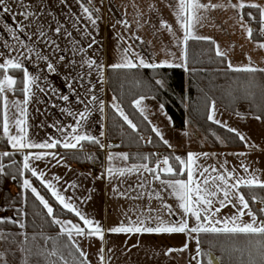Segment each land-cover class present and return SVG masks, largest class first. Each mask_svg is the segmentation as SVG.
<instances>
[{"label": "crops", "instance_id": "1", "mask_svg": "<svg viewBox=\"0 0 264 264\" xmlns=\"http://www.w3.org/2000/svg\"><path fill=\"white\" fill-rule=\"evenodd\" d=\"M97 1L99 5L94 1L91 3L95 10L99 9L97 12L99 20L93 25L87 19L86 14L82 12L80 4L76 0H65L64 3H61V0H24L26 5L31 6L32 11L43 12L38 19L30 18L29 21H25L22 16L17 14L20 9L14 0H6L12 11L8 13L0 11V52L4 53V56H0V63L9 56V53L11 56H16L18 52H23L29 57L24 60L25 67L32 75L40 77L37 82L39 88L33 86V95L26 106L27 124L25 127L30 141L42 143L48 141L50 137L62 141L65 136L71 134V128L68 126H75L80 134L96 137L104 145L103 148L100 147L103 161L99 169L102 171V175L96 176L89 165H79L70 161L62 154L61 150L71 149H66L60 144L53 149H25L20 152L11 147L3 133L2 136L7 141L9 151L17 155V160L22 168L23 157L29 153H54L60 160V163H57L56 159L48 155L44 159L30 161V164L38 173H44V181L50 182L66 199L70 198V202L86 217L99 222L105 230L103 243L96 236H76L74 233L69 239L76 249L79 248L86 254L87 264H101V255L104 257V264H198V261L200 264L201 250L197 244L198 234L196 233L188 235L184 233L116 234L108 231L121 223L128 225L129 220L136 221L141 213L147 218V226L151 227L156 226V220L153 217L159 216L165 221H175L182 215L178 201L170 195L169 190H163V186L159 181L153 179L151 173L140 169L138 174L132 175L110 176L108 174L109 167L119 169L133 165H130L128 160H108L109 153L118 156L127 154V152L118 148V142L108 141L106 137L107 109L109 105L114 109V103L106 84V74L107 69L113 68L112 65L123 63V49L131 46L138 57L143 58L149 64H160L167 61L172 66L164 67H184L185 58L182 59V49L185 46L179 43L184 32L174 15L178 10V0ZM208 2L209 0H201V3L207 4ZM211 2L227 4L228 0H211ZM231 3L237 4L238 0H231ZM245 3L264 6V0H245ZM242 11L238 13L233 8H217L207 12L202 10L200 15L205 18L196 25L194 32L196 35L209 37L208 41L214 42L215 52L217 45L221 50L227 52V67L228 62H231L235 67L247 65L249 61L246 57L250 56L253 67L264 69V49L256 46L258 43H264V35L259 40L247 38L240 23V17L243 16ZM162 20L171 26L175 36L170 34L166 28H161ZM124 22H127L128 27L124 26ZM18 23L23 26V31L17 27ZM244 23L250 27L245 19ZM38 24L43 25L44 31L47 32V39L55 40L59 44L60 51L54 52L53 48L48 47L40 41L37 35L33 34ZM59 25H63L67 31H70L72 38L66 39L63 30L57 36L54 29ZM29 34H33L31 39H29ZM14 35L18 39L14 38ZM141 40L143 43L140 42ZM93 41L94 43H92ZM89 43H92L91 47H89ZM5 44L11 47H5ZM28 48H32L34 52H39L42 56H47L48 62L55 65L56 71L48 72L46 62L37 59L34 53H29ZM61 55L65 57L63 61L59 60ZM138 57L129 54V59L139 66ZM85 60L95 61L91 69L86 64L81 66ZM71 61H75V63H70ZM41 88L44 90L41 91ZM65 95L69 97L67 101L61 98ZM93 95L97 97L96 101L91 100ZM12 98L13 103L9 107L8 115L14 119L18 112L14 102L22 103L25 96L24 94L22 97L13 95ZM101 101L104 104L103 112L99 110ZM149 102H154L155 109L142 105L144 109H151V111L144 115L139 113L143 117L147 116L145 120L151 129L154 127L159 129L152 119H157V117L163 119L167 131L173 135L176 142L169 144L164 138L156 136L174 157L186 159L188 153L198 154V169H208L205 176H215L225 169L229 172L235 169L234 179L235 177L247 178L250 173H255L260 181L264 182V119H257L250 115L247 105L240 104L237 107V112L229 113L216 104L219 109H216L215 117L221 121V124L217 125L227 130L235 129L246 138L245 141H242L241 148L225 149L212 148L205 138L203 144L192 147L191 140L199 137H196L190 124L187 123L183 131L174 129L171 121L169 123L167 117L163 115L159 103L150 99ZM86 108L88 109L87 120L76 125V119L69 115L68 111L80 113ZM60 129H64V131H60ZM10 134H18L15 126L10 128ZM192 134L193 136H191ZM137 139L146 140L142 142L144 144L149 141L142 132L138 134ZM83 142L85 141H81V143ZM80 145L75 149H79ZM205 153L208 154L207 157L203 155ZM237 153H245V155H236ZM161 154L162 151H158L157 157L163 160ZM242 163L248 166L249 172L246 173L243 170ZM213 167L218 172H213ZM24 171L32 176L28 170L24 169ZM54 177H59V180L57 181ZM161 178L164 180L173 179L163 176ZM196 178L202 179L199 175ZM24 179H28L31 186L34 187L31 178ZM37 180L44 187L40 180ZM141 182L144 183L142 188L140 187ZM73 184L76 187H70ZM45 189L52 196L51 192L47 188ZM154 189L161 192L164 198L163 203L171 205L177 215L169 216L166 211L162 210L160 200L149 199V194ZM141 194L143 198H134ZM52 197L62 207L55 197ZM257 204L264 207V204ZM214 207H219V205L215 204ZM149 209L152 211L149 212ZM234 211L229 206L221 210L219 217L231 216ZM71 214L74 218H54V220L72 221L84 228L83 222L76 215ZM243 219L250 221V217L247 215ZM56 225L61 232V225ZM188 225L189 227L195 226V220L190 216ZM0 234L7 237V239H0V257H2L0 264H23L22 231L0 232ZM186 243V251H172L170 254H166L169 249H181ZM101 248L104 250L102 254ZM197 248L200 250L199 255ZM80 251L78 252L80 253ZM194 257L196 258L194 259Z\"/></svg>", "mask_w": 264, "mask_h": 264}, {"label": "trees", "instance_id": "2", "mask_svg": "<svg viewBox=\"0 0 264 264\" xmlns=\"http://www.w3.org/2000/svg\"><path fill=\"white\" fill-rule=\"evenodd\" d=\"M81 2L89 7L93 16L99 20V14L88 0ZM248 13L252 16L247 15ZM242 14L253 29V39H261L258 10L245 8ZM10 74L17 80L14 95L22 97L23 72L10 71ZM156 81H161L163 86ZM106 84L111 98L137 125L136 131H133L109 105L107 140L118 142V148L127 152L130 165L148 164L149 168L155 167L159 159L157 152L162 151L161 158L169 157L170 164L180 168L173 154L166 150V146L152 131L145 118L135 109L134 102L141 97L154 98L161 104L174 129L183 131L189 123L196 137L204 135L212 148L234 149L243 146L235 133L207 119L212 104L219 105L229 113L237 112V107L245 104L250 115L264 119V72L247 73L230 70L226 60L216 55L213 43L208 40L188 41L184 67L109 68ZM0 123H2V104H0ZM140 132L151 142L144 144L138 140L137 136ZM2 133L0 127V153L9 152L10 156L0 161L4 166V171L0 174V194L3 208L12 212L14 219L4 217L5 222L0 223V231H22L23 264H82L84 258L67 235L60 232L54 223V218H74L73 215L60 207L37 179L24 171L17 160V155L9 151ZM61 152L70 161L79 165L98 168L102 165L103 154L98 144L85 141L81 143L79 149L61 150ZM144 157L148 159L145 160ZM24 178H31L38 193L48 201L54 210L52 217L47 215V210L31 190L22 188ZM175 178L185 179V175ZM10 184L16 189L13 193L7 189L3 190ZM240 191L249 199L250 207L257 213L258 219H264V214L259 212L264 207L257 206V203H261L260 198H264V190L241 187ZM253 195L257 197L255 203L251 202ZM257 239L259 238L198 234L200 264H209L210 255L215 257L218 264H259Z\"/></svg>", "mask_w": 264, "mask_h": 264}, {"label": "snow or ice", "instance_id": "3", "mask_svg": "<svg viewBox=\"0 0 264 264\" xmlns=\"http://www.w3.org/2000/svg\"><path fill=\"white\" fill-rule=\"evenodd\" d=\"M14 2L19 6L18 15L22 16L25 21H29L30 18L38 19L39 15H42L43 12L37 13L31 10L30 5H26L24 0H14ZM65 0H61V3H64ZM77 3L80 4L82 12L86 14L87 19L93 25L96 24L97 18L93 17L92 10L85 6L81 0H76ZM88 3L91 4L92 0H88ZM226 9V8H233L236 9L237 12H241L245 8H252L257 9L259 12V23H260V32L261 35H264V6H261L256 3H245V0H238L237 4H232L231 0H228L227 4L223 3H212L211 0L207 4L201 3V0H178L177 3V11L174 15L177 18V22L179 23L181 29L184 32L183 38L179 43L185 46L182 49V59L186 58V45L189 40H209V37H202L196 35L194 29L197 24H200L201 21L205 18L200 15V12L203 10L207 12L208 10L214 9ZM0 11L3 12H11V8L6 3V0H0ZM95 11H99L96 9ZM247 15L252 16L251 13ZM255 18V17H253ZM240 23L244 31L246 32L247 38L252 40L253 38V29L248 27L246 23H244L243 16L240 17ZM29 26H31L29 24ZM124 26L128 27L127 22H124ZM17 27L20 31H23L24 28L21 24H17ZM161 28H166L170 34L175 36L172 32L171 26L168 25L165 21H161ZM64 32V36L66 39L72 38V33L67 31L63 25H59L54 29V33L59 36L61 32ZM38 36L41 42L45 43L48 47L53 48L54 52L60 51V46L55 40L47 39V32L44 31L43 25L38 24L35 33ZM33 34H29V39ZM14 38L18 39L17 37ZM134 39H139L138 37H133ZM122 39V38H121ZM143 43V41H140ZM94 43V41L92 42ZM92 43H89V47L92 46ZM214 43V42H213ZM260 49H264V43H258L256 45ZM5 47H11L5 44ZM29 53H34L35 57L41 61L46 62V70L48 72H55L56 68L55 65L51 62H48L47 56H42L39 52H34L32 48H28ZM135 55L138 57V54L135 53L131 46L122 51V59L123 63H118L112 65L113 68H128L133 69L138 66L137 63L133 62V60L129 59V54ZM174 55V54H173ZM216 55L221 57L222 60L227 59V52L221 50L219 45L216 46ZM0 56H4V53L0 52ZM29 57L25 55L23 52H18L16 56H9L0 63V104H2V123H0V127H2L3 135L7 137L11 147L16 149L17 151L23 152L25 149H53L58 144L66 149H75L78 145H80L81 141H88L93 144H99L101 148L104 145L101 143L99 139L96 137L80 134L77 127L69 125L68 127L71 128V134L64 137V139L56 140L49 138L48 141L42 143H35L30 141L26 131V124H27V104L30 102V98L33 95L32 88L33 86L39 88L40 77L37 75H32L29 70L24 65V60L28 59ZM249 63L242 67H235L228 62V68L232 71L238 72H247V73H255L257 71L264 72V69H257L252 66V59L250 56L246 57ZM65 57L61 55L59 57L60 61H63ZM139 66L148 68L151 67L153 69L164 67V66H172L169 65L167 61L160 63V64H149L144 61L143 58H139ZM70 63H75V61H71ZM87 65L88 68H92L95 64V61L85 60L82 62L81 66ZM38 66V65H37ZM180 66V65H175ZM102 67V66H98ZM22 71L23 72V79L22 89L25 99L21 103L19 101L14 102V106L18 109V112L15 118H11L8 115V102L6 93L8 91H15L17 80L10 74V71ZM157 84L162 85L161 81H156ZM43 91L44 89H40ZM91 91V89H89ZM63 100L67 101L69 97L67 95L61 97ZM143 97L137 99L134 103L135 106L139 109L142 115L145 113V109L142 107ZM92 101H96L97 97L95 95L91 96ZM115 111L119 114V116L124 120V122L130 127L133 131H136L137 125L134 124L127 115L123 112V110L119 107V105H113ZM163 106H161V109ZM99 110L103 112L104 104L101 101L99 103ZM68 111V110H65ZM69 115H72L76 119V125H80L81 121L87 120L88 118V109L86 108L85 111L80 113H72L68 111ZM215 107L214 105L211 107L210 113L207 117L208 120L212 121L216 124H221V121L215 118ZM147 119V116H144ZM259 119V117H257ZM15 126L17 129V135L10 134V128ZM226 126V125H225ZM60 131H64V129H60ZM153 132L156 133L158 137L163 139L162 133L157 128L152 129ZM229 132L235 133L241 141H245L246 138L237 132L235 129L229 128ZM151 142V141H149ZM165 143H167L165 141ZM247 146V145H246ZM51 155L53 159L57 160V163H60V160L56 157L54 153H29L25 154L23 157V169L28 170L31 172V175L36 177L40 180V182L47 188L52 196L59 202L60 205L67 211L76 215L80 221L83 222L85 225L84 228L80 227L78 224L72 223V221L63 222L58 219L54 220V223L61 225V232L65 233L69 239L72 238L73 233L76 236H96L102 243L104 242V232L105 230L101 227L99 222L93 221L86 217L75 205L70 202V198L66 199L63 195H61L56 188L47 181H44V173L37 172L36 169L31 167L30 161L34 160H41L44 159L46 156ZM207 157V153L203 154ZM236 155H245V153H237ZM10 156L9 152L0 153V161L4 157ZM127 154H120L114 155L109 153L108 160L112 161L114 159H120L123 161L128 160ZM143 159L147 160L148 157H144ZM176 161L179 162L180 168H176L174 165L170 164L169 157H164L161 161L165 167L163 169L159 168V163L155 165V167L149 168L148 164H138L133 165L132 167L127 168H119L114 169L109 167L107 169L108 174L111 175H118V176H125V175H132L138 174L140 169H143L146 172H149L153 175V179L159 181L160 184L163 186V190H169L170 195L175 197L178 201V207L182 213L179 218L175 221H165L161 219L159 216L153 217L156 220V226L151 227L147 226V218L144 217V214L141 213L138 216L136 221L129 220L128 225H124L121 223L117 227H113L109 229V232L120 234H136V233H155V234H173V233H184L186 235L190 233L196 234H213V235H225L229 237H236V236H245V237H258L259 239L256 240V248L259 253L260 261L259 264H264V219H258L257 213L250 207V201L246 198V195L240 191L241 187L245 188H259L264 190V182L260 181L259 177L256 176L255 173H250L247 178L235 177V169L231 172L225 169L222 173H218L215 176H205V173L208 172L207 168L198 169L197 160L199 159L198 154L196 153H188L186 159H181L180 157L174 158ZM243 170L247 173L249 172L248 166L241 164ZM4 171V166L0 163V174ZM213 172H218L216 168H212ZM186 174V179H176L175 177L184 176ZM170 176L173 177L171 180H164L161 176ZM197 175L202 179H197ZM57 181L59 177H54ZM70 187H76V185H70ZM140 187H144V183L141 182ZM22 188L30 189L31 192L36 196L39 200L40 204L47 210V215L52 217L54 215L53 208L49 205L48 201L41 196L36 188L32 187L30 181L28 179L23 180ZM115 191V189H114ZM123 195V194H121ZM136 199L143 198V195L134 197ZM158 199L162 202L161 208L162 210L166 211L169 216L177 215V213L172 209L171 205L163 203V196L161 195L160 191H156L155 189L149 194V199ZM235 201V203H233ZM251 202H257V197L255 195L252 196ZM260 202L264 203V198H260ZM215 204H218L219 207H214ZM231 206L235 211L231 216L226 217H219V213L222 209ZM152 210L149 209V212ZM260 214H264V208L259 210ZM247 215L250 217V221H245L243 218ZM192 217L195 220V226L189 227L188 225V217ZM5 219L0 218V223H4ZM23 227V225H20ZM0 239H7L6 236L0 234ZM200 241L197 240V244ZM187 250V243L181 249H169L168 253L170 254L172 251H186ZM77 251H80L77 248ZM103 248L100 249L101 254L103 253ZM236 251H240V249H236ZM53 255L55 253H52ZM197 254H200L199 248H197ZM80 255L84 258L82 264H87V256L84 252L80 251ZM251 255V253H250ZM2 258V257H0ZM196 257H194L195 259ZM101 264H104V257L103 255L100 256ZM199 264V261H198ZM209 264H212V261H209Z\"/></svg>", "mask_w": 264, "mask_h": 264}, {"label": "rangeland", "instance_id": "4", "mask_svg": "<svg viewBox=\"0 0 264 264\" xmlns=\"http://www.w3.org/2000/svg\"><path fill=\"white\" fill-rule=\"evenodd\" d=\"M94 1V3L95 4H98V1L96 0H92V2ZM99 5V4H98ZM98 5H96V6H98ZM6 97H7V102H8V108L12 105V103H13V101H12V97H13V95H14V93H13V91H8L6 94ZM149 99L150 100H152V101H156L154 98H151V97H146V98H144L143 99V102H142V105L143 106H145V107H147V108H150V107H153V109H155V106H154V102H149ZM112 100V102L114 103V105H116V103H115V101L113 100V99H111ZM157 102V101H156ZM155 102V103H156ZM158 103V102H157ZM160 105V109H161V104H159ZM214 105V107H215V113H216V109H219V107L216 105V104H212L211 105V107ZM142 106V107H143ZM134 107H135V109L137 110V112H140L139 110H138V108L135 106V103H134ZM211 107H210V109H211ZM144 108V107H143ZM146 110V112L145 113H147V112H150L151 111V109H145ZM162 113H163V115H165L166 117H167V119H168V121H169V123H170V118H169V116H168V114L166 113V111H165V109H164V107L162 108ZM154 112V111H153ZM228 115V114H227ZM216 118V117H215ZM153 120V122H155V124H157V126H159L158 128H159V130H160V132L162 133V136H163V138L167 141V142H169V144H170V142H171V144L172 143H174V142H176V140L175 139H173V135L169 132V131H167V127L165 126V124L163 123V119L162 118H160V117H157V119L155 118V119H152ZM218 120V119H217ZM176 133H179V131H176ZM191 136H193V134L191 135ZM205 137H204V135H200L199 136V138L198 139H192L191 140V146L192 147H197V146H199L200 144H203L204 143V139ZM169 146H173V145H169ZM175 146H177V145H175ZM4 189H7V190H9L11 193H13V192H15L16 191V189L14 188V186L12 185V184H10V185H8L7 187H4L3 188V190ZM0 197H1V206H0V217L1 218H4V217H7V218H10V219H14V215H13V213L12 212H10V211H6L5 210V207L3 208V206H2V195L0 194ZM1 232V231H0ZM5 232H8V231H5ZM15 232V231H14ZM16 232H18V231H16Z\"/></svg>", "mask_w": 264, "mask_h": 264}, {"label": "built area", "instance_id": "5", "mask_svg": "<svg viewBox=\"0 0 264 264\" xmlns=\"http://www.w3.org/2000/svg\"><path fill=\"white\" fill-rule=\"evenodd\" d=\"M260 36H263V35H261V33H260ZM145 141H146V140H142V142H145ZM161 161H162V160L159 158V159H158L159 168H160V169H163V168L165 167V165H164ZM91 169H92L93 173H94L96 176H100V175H102V171H101L98 167H91ZM257 206H258V207H261L260 204H257Z\"/></svg>", "mask_w": 264, "mask_h": 264}, {"label": "water", "instance_id": "6", "mask_svg": "<svg viewBox=\"0 0 264 264\" xmlns=\"http://www.w3.org/2000/svg\"><path fill=\"white\" fill-rule=\"evenodd\" d=\"M113 145H116V143H113ZM210 260L212 261V264H218V263H217V260H216L215 257L212 256V255L209 256V261H210Z\"/></svg>", "mask_w": 264, "mask_h": 264}]
</instances>
